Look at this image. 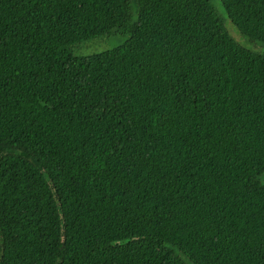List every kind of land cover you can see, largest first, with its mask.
I'll return each mask as SVG.
<instances>
[{
	"label": "trees",
	"instance_id": "trees-1",
	"mask_svg": "<svg viewBox=\"0 0 264 264\" xmlns=\"http://www.w3.org/2000/svg\"><path fill=\"white\" fill-rule=\"evenodd\" d=\"M219 1L250 48L213 0H0V264H264V0Z\"/></svg>",
	"mask_w": 264,
	"mask_h": 264
},
{
	"label": "rangeland",
	"instance_id": "rangeland-1",
	"mask_svg": "<svg viewBox=\"0 0 264 264\" xmlns=\"http://www.w3.org/2000/svg\"><path fill=\"white\" fill-rule=\"evenodd\" d=\"M214 3H216V6L219 10V12L224 16L225 18V24L228 27V31L230 32V34L234 37V39L236 41H238L239 43L243 44L245 47L250 48L251 46H247L246 42L247 39L245 36H243L242 34H240L237 30V28L231 23V21L228 19L225 10L223 9V6L221 4V2L219 0H213ZM246 41V42H245ZM118 44L117 40H114V38L112 37H107V36H99L93 40H90L88 42H85L81 45H79L76 49H75V53L76 54H88V53H92V52H97V51H101L104 49H108L111 48L115 45ZM248 44V43H247Z\"/></svg>",
	"mask_w": 264,
	"mask_h": 264
}]
</instances>
